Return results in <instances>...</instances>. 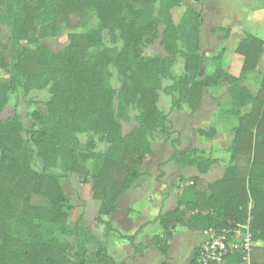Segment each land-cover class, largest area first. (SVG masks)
Here are the masks:
<instances>
[{
    "label": "trees",
    "instance_id": "16d2710c",
    "mask_svg": "<svg viewBox=\"0 0 264 264\" xmlns=\"http://www.w3.org/2000/svg\"><path fill=\"white\" fill-rule=\"evenodd\" d=\"M157 1L159 13L155 18L152 14ZM179 1L145 0L139 11L130 10L131 0L16 1V18L21 24L18 38L38 47L33 51L22 48L16 54L6 52L11 60L9 65L0 56V69L9 75L8 81L0 80V113L8 96L19 90L28 94L50 83L51 98L47 115L31 113L33 126L29 130L22 127L17 117L0 122V264H125L109 256L106 242L91 233L81 217L72 230H65L73 206L68 204L59 177L34 171L32 161L36 158L46 170L76 174L82 184L91 177L92 199L99 202L95 221L104 225L106 241L113 232L108 219L119 197L141 178L142 165L151 154L152 137L166 132L167 116L158 107L160 93L171 98L173 109L187 104L194 113L204 90L223 81L228 85V112L238 118L224 175L207 184L205 191L197 189L198 178L181 179L186 184L177 197L175 210L157 218L161 234L154 235L147 246L135 245L134 236L124 239L131 243L133 255L154 246L165 256L173 232L180 225L190 231L212 230L228 237L238 227L248 225L253 240L261 243L260 247L250 249L249 264H264V76L254 96L240 86L246 74L255 70L263 42L251 34L239 41L234 50L243 58L238 77L225 70L222 52L227 51L223 49L211 59L213 74L198 78L200 64L207 60L199 52L201 14L189 8L174 25L168 11ZM88 6L112 41L113 31H120L124 47L116 59L134 68L129 84H124L117 94L116 112L112 107L115 92L103 89L101 97L105 64L84 58L91 43L101 44V33L71 35L59 54L48 52L38 43L48 33L55 36L60 25L68 30L76 28ZM160 21L164 26L160 46L166 56L145 57L142 46L158 39ZM178 57L183 58L184 72L175 76L172 68ZM164 80L170 81V86L163 87ZM91 86L100 90L99 96L90 97ZM127 94L136 107V126L123 134L121 122L131 121L123 104ZM246 105H250L249 112L240 116V109ZM84 132L100 134L106 150L95 152L92 139L80 146L76 136ZM197 133L205 138L212 135L203 130ZM175 143L171 142L173 146ZM89 160L91 170L83 166ZM170 161L178 168L194 167L198 174L206 173L216 163L204 150H174ZM183 211L187 215L184 222ZM90 245L98 248L92 258L87 253ZM197 252L191 264H198ZM223 264H242L241 255H228Z\"/></svg>",
    "mask_w": 264,
    "mask_h": 264
},
{
    "label": "rangeland",
    "instance_id": "374dc122",
    "mask_svg": "<svg viewBox=\"0 0 264 264\" xmlns=\"http://www.w3.org/2000/svg\"><path fill=\"white\" fill-rule=\"evenodd\" d=\"M16 1L0 0V46H1L0 56L4 57L5 63L7 65L11 63V60L10 57L6 55V52H9L11 54H16L22 48L33 51L38 47L36 44H27L25 41L20 40L18 38L19 31L21 30V24L18 18H16L19 15V8H17L18 6L16 5ZM108 1L110 2L111 0ZM169 1L171 2V0ZM260 1L263 2L264 0H260ZM144 2L145 0H131L130 10L132 11L142 10L144 7ZM234 2H236V0H231V1L212 0L213 7L214 8L216 7L220 10V12L216 13L215 15H217V19L221 21V24H225V26L220 27L218 26L220 25L219 23L215 27L210 26L209 30H207L206 27L205 29L200 28L202 22H205L206 24L211 18L210 17L211 12L205 9L206 3L204 0H202L199 3H196L192 0H180L179 5L171 7L168 11L170 19L174 25H177L179 23V20L181 19L182 15L189 8L193 9L192 7H194L195 8L194 10L201 14V24L199 26L198 24H196V27L198 26L199 52L202 55L205 54L208 55V57H206L207 59L206 61L200 64L198 78L207 77L213 74L214 67L213 64L211 63V59L214 58L219 53H221L224 48L228 49L226 50L227 52H222L224 64L226 63L231 64L233 61L234 50L239 43V41H236L238 40V38L239 40H241L247 34H255V36L258 37L263 42V47H264V8L262 7L263 9L258 13L256 11L250 12V16L245 17L246 12L231 11L233 10L231 8V5ZM263 6H264V2H263ZM232 12H234L233 15H231ZM158 13H159V6L157 1L154 5L152 16L157 18ZM252 14H254L255 16ZM258 14H260L259 17ZM163 29L164 26L162 24V21H160L158 23V28H157L158 39L155 40L151 45L145 44L142 46L141 50L143 56L145 57H153L156 55L166 56L163 48L160 46V38L162 36ZM231 30H236V32L230 33ZM92 31H98L99 33H101V44L93 45L94 43H91V46H89L85 51L84 58L86 60H90L93 63L94 61L99 60L103 65L105 64L104 65L105 80L103 84H100L103 87L102 88L99 87L100 89H102L101 97L105 92V90L103 89L110 91L113 90L116 95L112 99L113 100L112 107L114 109V112H116L117 103H118L116 99L117 94L120 91L121 87L124 86V84H129V76L132 70L134 69L133 65L129 64L128 62L126 63L120 62L117 61L116 59V56L124 47L123 39L120 37V31L117 30L113 31V34L115 35V41H112V39H110L108 31L102 29L101 25L99 24V20L96 18L93 9L90 6H88L85 9V13L82 15V18H80V20L78 21V26L76 28L72 30H68L64 27V25H60L55 36H51L50 33H48L38 43L39 45H41V47L47 49L48 52L59 54L63 52V50L67 47L69 43V37L71 35L82 36ZM230 37L233 40L229 43L226 42ZM200 40L202 42V46L200 45ZM201 47H203V51L201 50ZM261 57L257 64L258 67L256 66L254 71L246 74V76L242 81V84L248 90L251 96L252 95L254 96L257 93L262 78L264 76V59L261 60ZM183 63L184 61L182 57H178L176 59L172 68V72L175 76H179L184 72ZM234 71L238 72V69H236L235 67ZM98 72L100 78V71ZM0 80H4V81L9 80V75L2 69H0ZM170 84L171 82L168 80H164L162 82L163 87H168L170 86ZM91 88L92 89L89 92V95L91 93L90 95L91 98L94 97L95 95L96 96L100 95V90L96 89L93 86H91ZM50 89H51V84L49 83L46 87L39 90L38 89L32 90L28 94H24L22 90L10 94L8 96L7 105L0 113V122L6 120H14V118L17 117L22 127L26 130H29L33 126V120L31 118V113L33 111H38L42 115H47L48 113L47 102L51 98ZM159 97L160 99H159L158 107L164 112V114H166L167 120L169 119V117L170 120H172L171 118L174 111L180 112L183 110L188 114L189 112L191 114L195 113V112L194 113L191 112L190 107L187 104H182L178 110L173 109L171 107V98L169 96L160 93ZM125 99L126 100L123 104L124 106L127 107L128 115L131 118V121L129 123L121 122V128L123 134L129 133L132 130V128L136 126V124L133 121V118L137 115L136 107L134 106V102L132 101L130 95L129 94L125 95ZM218 103H219L218 113L220 112V117H221L223 114H225L224 110L225 109L227 110L228 104H230V102L224 96L223 98H220V101H218ZM246 108L249 107L243 108V112L248 110ZM241 115L243 114L240 113V116ZM185 116L186 115H184V117ZM235 119L238 118L235 117ZM221 123H224L222 124L223 126L218 127L219 126L218 120H216L215 122H213V126H217L218 129H220L221 131L223 129L228 130V128L231 129V131H234L237 126L238 120L236 123L234 118L233 119L230 118V121L228 122L223 121ZM194 125L196 127L198 126V124H194ZM172 129H173L172 122L168 121L166 124V132L154 134L153 137H156V139H152V141L157 142L158 140L164 138L165 142H167L168 140H170V136L174 134L168 132ZM198 130H200V128L196 129V131ZM23 136L25 137V134ZM76 137L80 146H85L92 139L96 145L95 152H104L107 148V145L100 138L101 137L100 134L95 135L92 134L91 132H84L78 134ZM227 143H229L228 140ZM212 152L210 154L214 156L215 151L212 150ZM216 156H218L219 158H223L225 167L229 166L228 163H229L230 155L228 153V150L227 151L226 149L219 150L218 153L215 155V157ZM81 164L83 163L81 162ZM83 166L91 170L92 160H89L87 163H84ZM31 167L34 171L38 173H50L59 177V183L62 187V190L64 191V193L68 198V204L73 206V210L68 212L69 214L67 215L65 221V230L66 231L72 230L74 223L81 217L82 224L87 226L90 229V232L96 235L101 242L107 243V239L106 241L104 239V232H105L104 225L98 224L95 221L99 208V202L92 199L91 181H90L91 177L88 178L89 181L86 184H82L80 178L76 174L64 173L58 169L46 170L43 168L42 163L36 158L32 161ZM199 188L203 189L204 184L201 183L199 185ZM66 211L67 210H65V213ZM105 220L107 219L105 218L104 221ZM247 232L250 234V241H251V243L249 242L250 246L251 248H254V246H252L253 245L252 235L248 225H242L238 227L233 233L232 238L236 242V244L240 245L241 242L242 241L244 242V239L248 237L246 236V234H248ZM97 249L98 248L94 245L88 246L87 253L89 258L90 257L92 258L93 253L96 252ZM106 250H107V246H106ZM240 255H241L242 264H248V262L244 260L245 258H242L243 255L242 254Z\"/></svg>",
    "mask_w": 264,
    "mask_h": 264
},
{
    "label": "crops",
    "instance_id": "0c3cea01",
    "mask_svg": "<svg viewBox=\"0 0 264 264\" xmlns=\"http://www.w3.org/2000/svg\"><path fill=\"white\" fill-rule=\"evenodd\" d=\"M204 1L206 3L205 9L211 12V18L206 24L202 22L200 28L205 29L206 27L209 30L210 26L215 27L219 23L220 25L218 26L224 27L225 24H221V21L215 15L220 10L213 7L212 0ZM263 2L260 0H236L231 5L233 9L231 11L246 12L245 17H247L250 16V12H260L264 8ZM192 8L195 9L194 7ZM259 16L260 14H258ZM234 32L236 30H231L230 33ZM251 35L255 36V34ZM232 40L230 37L226 42L229 43ZM236 41H240L239 38ZM200 45L202 46L201 40ZM224 49L228 50L227 48ZM201 50L203 51V47H201ZM203 56L208 57L206 54ZM261 56V60H263L264 47ZM242 62L243 58L233 53L232 63L224 64V68L232 77H238ZM235 67L238 69V72L234 71ZM240 86L244 87L242 82ZM227 92L228 85H226L225 81L219 86L205 89L200 106L194 114L190 112L188 114L182 110L180 112L174 111L172 120L169 117L168 121L172 122L173 129L168 132L174 133L170 136V140L165 142L164 138H162L157 142H153L152 139H156V137H152L151 154L142 165L141 178L119 197L116 209L108 219L113 232L108 234L106 246L109 256L116 262H123L125 264H160L162 261H165L166 264H191L195 251L199 249L207 238L206 231H190L185 225L178 226L168 243V251L165 256L160 254L154 246L148 247L139 255H133L131 243L124 238L134 236L135 245L142 244L147 246L154 235L161 234L157 218L158 216H167L175 210L177 197L186 184V182H180L181 179L187 180L196 177L198 178L197 189L205 191L207 184L214 183L222 178L226 169L225 163L223 158L215 157V155L219 150L225 149L229 153L234 131H231L229 128L228 130L223 129L221 131L218 127H222L224 123L221 122H228L230 118H234L236 123L238 120L235 119V115L228 112L230 104H228L227 110H224L225 114L220 117V112L218 113V101H220V98L225 96L230 102ZM245 107L249 108H246L248 110L243 112V108ZM249 109L250 105H246L240 109L239 113L246 114L249 112ZM182 113L186 116L184 117ZM216 120H218V127L213 126V122ZM194 124H198V126L196 127ZM197 128L209 132L212 134L211 137L205 138L199 136L196 131ZM227 140L229 143H227ZM173 141H177L175 146L171 144ZM174 150H177L178 153L191 150H204L206 156L214 159L216 163L211 165L204 174H198L194 167L178 168L173 162L168 161ZM212 150L215 151L214 156L210 154ZM201 183L204 184L203 189L199 188ZM188 184L192 185V182ZM186 216L185 211H183L182 222H184ZM252 241V246H261L259 241H254L253 238Z\"/></svg>",
    "mask_w": 264,
    "mask_h": 264
},
{
    "label": "built area",
    "instance_id": "2783aa9c",
    "mask_svg": "<svg viewBox=\"0 0 264 264\" xmlns=\"http://www.w3.org/2000/svg\"><path fill=\"white\" fill-rule=\"evenodd\" d=\"M206 234L207 238L199 247L196 254L198 264H221L226 256L235 253L242 254V258H245L244 260L249 264L248 255L251 249L249 233L246 234L248 237L240 245L236 244L232 236L228 237L225 234H216L212 230H207Z\"/></svg>",
    "mask_w": 264,
    "mask_h": 264
}]
</instances>
